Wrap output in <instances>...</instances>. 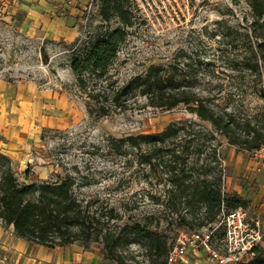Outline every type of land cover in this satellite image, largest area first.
Masks as SVG:
<instances>
[{
    "label": "rangeland",
    "instance_id": "1",
    "mask_svg": "<svg viewBox=\"0 0 264 264\" xmlns=\"http://www.w3.org/2000/svg\"><path fill=\"white\" fill-rule=\"evenodd\" d=\"M84 1L0 0V83L7 82L15 88L27 84L34 91L25 93L29 111L24 112L22 128L28 140L15 157L9 158L11 168L21 184L33 180L51 182L71 175L77 197L93 202V206L116 205L123 214L120 223L127 222L131 214L138 219L152 215L155 225H168L161 213L163 204L150 197L153 194L167 198L166 174H147L141 168L137 149L129 143L120 152L110 145L115 139L161 131L172 122L197 116L184 104L172 109L144 105L146 98L139 94L130 95L128 106L123 109L104 94L96 98L89 92L93 89L111 93L133 77L144 75L151 64H158L169 72L191 70L197 77L191 83L196 90L209 87L226 97L231 94V103L236 107L259 110L264 99L260 90L254 88L253 77L249 87L240 85L234 77L237 71L229 66L255 44L252 7L249 0H137V18L134 25L127 27V38L109 73L99 77L88 71L80 74L87 80L84 87L70 67L72 56L90 39L121 24L118 18L102 20L98 12L100 0H93L88 28L84 29L80 21ZM37 2L42 3V14L37 17L45 21L39 20L32 29L37 17L28 10L38 6ZM68 26L75 27L74 36L58 34ZM209 59L215 61V73L205 74ZM104 104L110 111L100 114ZM221 152L218 162L227 190L228 184L245 180L246 166L238 162L244 163L252 156L226 140ZM133 205L136 208L126 210ZM247 210L250 216L255 215L256 209ZM169 225L171 245L181 227L175 220ZM202 226L195 222L193 228ZM88 245L104 248L96 241ZM130 251L136 259L144 260L139 244H132ZM197 263L200 264H191Z\"/></svg>",
    "mask_w": 264,
    "mask_h": 264
},
{
    "label": "trees",
    "instance_id": "2",
    "mask_svg": "<svg viewBox=\"0 0 264 264\" xmlns=\"http://www.w3.org/2000/svg\"><path fill=\"white\" fill-rule=\"evenodd\" d=\"M135 2L137 0H100L101 19L110 22L118 18L121 24L90 39L72 56L70 67L84 87L87 80L80 74L88 71L99 77L109 73L121 43L127 38V27L134 25L137 18ZM249 2L256 41L229 66L237 71L234 77L240 85L249 87L252 76L254 88L260 90L264 99V0ZM43 55L47 60V55ZM214 62L212 59L205 62V74L215 73ZM196 80L191 70L169 72L162 65L151 64L144 75L133 77L111 93H98L93 89L89 92L96 98L104 94L123 109L127 108L130 95L139 94L146 98L144 105L172 109L184 104L197 116V119L172 122L161 131L121 137L110 145L111 149L120 152L124 144L129 143L137 149L139 163L147 174H166L167 198L153 194L150 197L163 204L161 213L168 225H155L152 215L138 219L131 214L127 222L120 223L123 214L116 205L93 206V202L77 197L74 194L75 179L71 175L51 182L33 180L21 184L9 157L0 153L2 221L12 224L17 236L48 247L76 242L87 246L88 242L96 241L104 244L102 254L106 258L120 264H145L144 260H148V264H167L171 222L175 220L178 227L192 229L195 222L200 226L216 222L223 203L227 210L239 206L248 208L250 202L245 197L226 190L218 159L224 140L246 151L264 145V104L257 111L236 107L231 103L234 100L231 94L226 97L209 87L196 90L191 84ZM109 111L105 104L100 106V114ZM210 158L216 160V164ZM133 207L136 205L127 206L126 210ZM134 243L141 246L144 260L136 259L130 251ZM248 264H264V245L255 248Z\"/></svg>",
    "mask_w": 264,
    "mask_h": 264
},
{
    "label": "crops",
    "instance_id": "3",
    "mask_svg": "<svg viewBox=\"0 0 264 264\" xmlns=\"http://www.w3.org/2000/svg\"><path fill=\"white\" fill-rule=\"evenodd\" d=\"M37 3L38 6L28 10L34 17L41 13L42 3ZM39 20L45 21V19L37 17L33 21L35 26L32 29L36 28ZM59 22L65 26L62 19ZM74 29V26H68L63 31L59 30L58 34L74 36ZM26 92L34 93L32 86L19 84L15 88L10 83H0V153L9 158L15 157L16 152L28 140L24 136L22 128L24 112L25 110L29 111ZM239 162V165L246 166L243 176H246L247 179H243L244 183L241 180V183L228 184L227 191L237 192L245 197L250 202L248 208L256 209L254 213L264 219V158L252 156L244 163ZM262 245H264V241ZM2 256L5 257V264H120L116 260L106 258L102 254L101 248L97 246H84L82 243L76 242L66 246L48 247L17 236L14 233L13 225L5 224L0 218V257ZM193 261L200 262V264H221L202 249L190 250L188 255L176 264H191Z\"/></svg>",
    "mask_w": 264,
    "mask_h": 264
},
{
    "label": "built area",
    "instance_id": "4",
    "mask_svg": "<svg viewBox=\"0 0 264 264\" xmlns=\"http://www.w3.org/2000/svg\"><path fill=\"white\" fill-rule=\"evenodd\" d=\"M93 0H85L82 7L83 28H88L87 20ZM254 157L264 156V145L255 150H247ZM264 241V219L250 216L247 208L239 206L226 209L216 222H209L201 228H181L173 239L167 254V264H176L188 255L190 250H204L221 264H248L255 254V248ZM5 264V257H0Z\"/></svg>",
    "mask_w": 264,
    "mask_h": 264
}]
</instances>
